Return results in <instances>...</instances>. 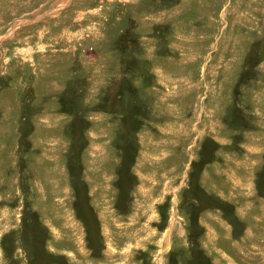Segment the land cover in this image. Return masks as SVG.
Segmentation results:
<instances>
[{
  "label": "rangeland",
  "instance_id": "1",
  "mask_svg": "<svg viewBox=\"0 0 264 264\" xmlns=\"http://www.w3.org/2000/svg\"><path fill=\"white\" fill-rule=\"evenodd\" d=\"M0 264H264V0H0Z\"/></svg>",
  "mask_w": 264,
  "mask_h": 264
}]
</instances>
